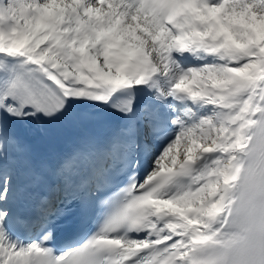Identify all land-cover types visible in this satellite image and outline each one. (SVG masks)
Instances as JSON below:
<instances>
[{"label":"snow or ice","instance_id":"1","mask_svg":"<svg viewBox=\"0 0 264 264\" xmlns=\"http://www.w3.org/2000/svg\"><path fill=\"white\" fill-rule=\"evenodd\" d=\"M0 264H264V0H0Z\"/></svg>","mask_w":264,"mask_h":264}]
</instances>
